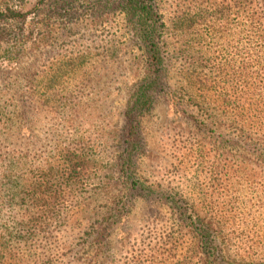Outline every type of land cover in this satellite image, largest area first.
Segmentation results:
<instances>
[{"label": "trees", "instance_id": "trees-1", "mask_svg": "<svg viewBox=\"0 0 264 264\" xmlns=\"http://www.w3.org/2000/svg\"><path fill=\"white\" fill-rule=\"evenodd\" d=\"M75 1L0 0V57L3 63L12 62L1 71L6 77L24 53L28 37L23 34H37L51 21L65 24ZM235 1L246 11L240 56L237 34H232L226 55L211 52L222 37L218 34H166L160 0H98L94 13L100 19L120 16L138 54L129 70L137 82L121 108L109 103L104 132L97 138L79 132L84 108L78 109L74 100L95 88L93 77L100 71V89H109L100 103H113L111 97L122 86H101L102 79L122 72L118 61L130 46L103 50L100 68L91 66L73 86L62 81L72 71L68 68L56 71V81L51 77L45 86L35 76L24 87H2L0 264H107L108 248L134 199L167 212L165 232L144 256L150 257L148 262L132 264H264V0ZM210 22L203 21L207 28ZM170 24L179 25L177 20ZM171 36L190 37L184 50L173 49L183 63L172 81L167 67ZM48 37L44 46L34 48H51ZM79 57L89 59V54ZM159 103L202 137H211L214 175L229 173V180L243 183L249 192L236 202L244 205L242 210L229 209L226 200L217 209L213 203L218 202L206 199L195 209L186 198L150 186L139 176L145 131ZM41 113L47 126L39 139ZM199 148L205 149L190 147L186 155L201 161L212 157ZM75 238L80 243L74 245ZM80 247L81 260L69 255Z\"/></svg>", "mask_w": 264, "mask_h": 264}, {"label": "rangeland", "instance_id": "rangeland-1", "mask_svg": "<svg viewBox=\"0 0 264 264\" xmlns=\"http://www.w3.org/2000/svg\"><path fill=\"white\" fill-rule=\"evenodd\" d=\"M97 2L98 0H76L72 3L74 8L71 10V18L65 24L51 21L49 26L44 25L45 27H42L37 34H23L28 37L24 53L18 59V66H14L15 70L7 77L1 71L9 70L12 62L3 63L4 57H0V90L8 85L14 89L21 85L24 87L30 80L35 79V76L37 82L45 86L51 77L54 82L56 81V71L68 68L72 71L69 76L62 77V81L73 86L80 80L82 81L84 72L88 71L91 66L96 65L98 69L100 68V53L103 50H108L113 46L118 48L130 46L129 53L118 61L121 63L122 72L118 71L120 73L109 79H102L101 86L104 83H112L111 86H122L118 95L114 94L111 97L114 100L113 103L108 101L106 106L100 103L101 100H105L104 93L109 90L108 87L103 91L100 89V71H98V76L93 77L95 88L85 90L80 99L74 100L78 103L76 106L78 109L84 108V112L80 115L82 117L80 128H78L79 124L77 125L79 132L93 133L96 138L100 136V132H104L106 123L102 118L108 117L106 111H109V103L116 105V108H121L129 88L136 84L137 80L131 77L129 70L133 64V56L138 54L129 35L131 33L121 17L115 15L98 18L99 16L94 13ZM159 12L167 24L166 34H202V37H204L203 34H218L217 36L222 37L215 40V46L211 52L216 54L223 51L225 55L230 50L232 34H237L235 40H239V56L242 54V36L246 33L247 27L245 7L239 1L160 0ZM176 20L179 25L175 28L170 23ZM188 20H192L193 23L189 25ZM204 20L211 21L209 28L203 23ZM48 36H51L53 44L51 48H34V45L44 46L41 43H47ZM189 38V36H183L173 40L171 36L167 40L169 43L167 67L171 81L176 79L175 74L183 63L178 52H173V49L175 47L177 50H184L183 46L187 42L189 44ZM201 44L204 43L201 42ZM87 53L89 59L79 57ZM69 58L71 63H69ZM66 64L69 67H64ZM105 65L108 66V63ZM43 118L44 115L41 113L40 120H42L36 133L39 139L42 138L47 126ZM200 133L187 122L175 117L163 103H159L145 131V154L139 161V176L146 179L150 186H155V188L159 186L170 195L179 194L186 198L195 209L200 206V200L206 199L208 202H218L213 203L217 209L222 207L221 201L226 200L229 209L242 210L244 205L236 202H243V197L247 198L249 192L243 188V183L229 180V173L222 178L214 175L216 169L212 149L214 145L211 137L206 135L204 138ZM198 145L205 148L203 151L199 148L201 154H211L212 157L201 161L199 158L196 160L186 155L190 147L194 149ZM238 198L239 201L236 200ZM130 205L127 221L115 232L108 248L111 258L107 264H132L136 260L148 262L150 257H144L145 254L155 243V237L165 232L167 212L165 207L140 199L132 200ZM245 207L252 209L249 205ZM72 243L75 245L80 243V240L75 238ZM82 248L80 247L75 253L73 250L69 255L81 260ZM142 251L145 253L139 254ZM154 256L157 261H160V254L156 253ZM179 258L177 257V260Z\"/></svg>", "mask_w": 264, "mask_h": 264}]
</instances>
